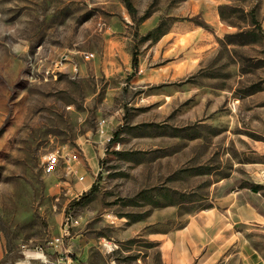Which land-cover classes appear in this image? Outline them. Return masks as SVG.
I'll use <instances>...</instances> for the list:
<instances>
[{
    "label": "rangeland",
    "instance_id": "obj_1",
    "mask_svg": "<svg viewBox=\"0 0 264 264\" xmlns=\"http://www.w3.org/2000/svg\"><path fill=\"white\" fill-rule=\"evenodd\" d=\"M130 1L0 0L5 263L167 264L264 171V0Z\"/></svg>",
    "mask_w": 264,
    "mask_h": 264
},
{
    "label": "crops",
    "instance_id": "obj_2",
    "mask_svg": "<svg viewBox=\"0 0 264 264\" xmlns=\"http://www.w3.org/2000/svg\"><path fill=\"white\" fill-rule=\"evenodd\" d=\"M251 189L240 188L228 193L219 199L216 208H212L187 225L182 234H176V254L174 259L167 260V264H193L199 258L198 253L190 249L201 242L206 251L201 253L202 264H264V246L255 244V239H244L247 231H255L264 236V171L258 172ZM217 225V235H213L214 226ZM195 233L200 238H195ZM181 236L182 240H179ZM225 244L224 249L208 251L215 241ZM185 244V248L179 244ZM237 249V251H235ZM23 254V253H22ZM24 255V254H23ZM26 256L17 263L9 264H64L63 259L50 260L48 254ZM6 252L0 244V264H8ZM42 260L36 263L35 260Z\"/></svg>",
    "mask_w": 264,
    "mask_h": 264
},
{
    "label": "trees",
    "instance_id": "obj_3",
    "mask_svg": "<svg viewBox=\"0 0 264 264\" xmlns=\"http://www.w3.org/2000/svg\"><path fill=\"white\" fill-rule=\"evenodd\" d=\"M125 3H126V6H127L128 11H129L131 14H134V13H135V9H134V7H133L131 1H130V0H125ZM252 20H253V22L257 25L258 29H259L260 31H262V27H261L259 21L257 20L256 14H255L254 11L252 12ZM132 67H133V69H134L135 72H136V71L138 70V68H139V60H138V55H137V54H135L134 57H133V60H132Z\"/></svg>",
    "mask_w": 264,
    "mask_h": 264
},
{
    "label": "built area",
    "instance_id": "obj_4",
    "mask_svg": "<svg viewBox=\"0 0 264 264\" xmlns=\"http://www.w3.org/2000/svg\"><path fill=\"white\" fill-rule=\"evenodd\" d=\"M90 57L91 55L86 54L85 59L89 60ZM60 159H62V156L57 153L47 156L45 160V170L47 172H52L60 164ZM56 242H59V240H56Z\"/></svg>",
    "mask_w": 264,
    "mask_h": 264
}]
</instances>
